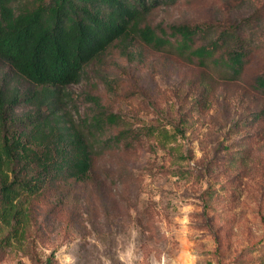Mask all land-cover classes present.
I'll return each instance as SVG.
<instances>
[{
    "label": "rangeland",
    "instance_id": "obj_1",
    "mask_svg": "<svg viewBox=\"0 0 264 264\" xmlns=\"http://www.w3.org/2000/svg\"><path fill=\"white\" fill-rule=\"evenodd\" d=\"M252 14L264 27V0H179L146 24L221 30ZM256 34L232 81L140 40L115 43L93 62L61 93L56 114L81 126L96 113L94 98L121 122L99 138L87 180L20 198L23 227L0 223V264H264V90L255 82L264 28ZM39 90L0 60V137L24 132ZM126 129L142 135L104 145Z\"/></svg>",
    "mask_w": 264,
    "mask_h": 264
},
{
    "label": "trees",
    "instance_id": "obj_2",
    "mask_svg": "<svg viewBox=\"0 0 264 264\" xmlns=\"http://www.w3.org/2000/svg\"><path fill=\"white\" fill-rule=\"evenodd\" d=\"M177 1L32 0L15 12L12 5L16 0H0V60L40 88L29 98L39 107L33 116L21 120L24 132L0 137V223L4 227H23L26 216L20 198L38 195L56 182L88 179L99 138L121 120L104 112L94 98L96 113L81 126L57 115L56 108L61 93L80 82L86 69L115 43L121 46L140 40L200 67L213 66L221 78L232 81L242 75L256 47V32L264 28L255 25L254 14L221 30L212 25L176 24L168 26L167 32L146 24L159 5ZM255 82L256 88L264 90V72ZM2 98L0 95V111L5 110ZM15 102L9 100V104ZM138 132L120 131L104 145L115 147L129 133L139 138L142 134ZM152 135L168 140L157 131Z\"/></svg>",
    "mask_w": 264,
    "mask_h": 264
}]
</instances>
